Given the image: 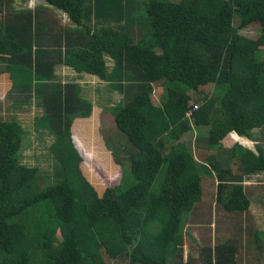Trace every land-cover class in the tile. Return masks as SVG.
<instances>
[{
	"label": "trees",
	"instance_id": "trees-1",
	"mask_svg": "<svg viewBox=\"0 0 264 264\" xmlns=\"http://www.w3.org/2000/svg\"><path fill=\"white\" fill-rule=\"evenodd\" d=\"M41 1L49 16L65 15L76 28L49 26L48 15L0 0V93L13 98L14 110L41 99L56 162L49 183L21 164L24 132L14 119L0 118V264H106L103 252L126 254L131 264H193L192 256L184 260L183 227L202 201V178L216 176L215 196L226 210L247 200L237 179L198 164L184 136L205 129L208 147L233 159L241 174L264 171L260 146L256 153L237 142L221 150L226 137L250 138L264 125V0H148L137 40L86 27L87 0ZM250 26L260 30L256 38L241 33ZM106 58L127 83L124 102L110 109L132 147L118 152L104 150L89 129L81 143L72 136V121L89 116L92 106L78 83L60 85L55 77L66 67L106 82ZM207 84L215 92L193 103L192 93ZM154 85L162 89L157 104ZM81 146L93 161L88 176ZM104 174L115 184L101 190ZM199 246L204 264H212L210 249ZM223 249L216 246V264Z\"/></svg>",
	"mask_w": 264,
	"mask_h": 264
},
{
	"label": "rangeland",
	"instance_id": "rangeland-1",
	"mask_svg": "<svg viewBox=\"0 0 264 264\" xmlns=\"http://www.w3.org/2000/svg\"><path fill=\"white\" fill-rule=\"evenodd\" d=\"M13 1L14 10L33 12V10H37V6H40L41 9L39 14H45L44 11L49 8L48 5H43L38 0ZM37 1L40 3H37ZM147 1L148 0H141V3L138 4L134 2V0H87V7L84 10V24L91 30H100L101 28L105 27L107 29L128 32L134 40H137L141 35L140 21L144 19V9L142 5ZM90 9L91 11L103 9L106 10V12L110 11L112 14H89ZM125 9L128 11L130 10V12L132 10L133 12L131 14H125ZM49 15L46 17V23L49 26L58 25V23H60L59 26L64 27L65 29L76 28L70 23L67 17L62 16L60 19V16H58L59 18H55V15ZM241 33L246 36L256 38L259 35L260 30L258 27L250 26L245 30H241ZM260 57L264 58V53L260 54ZM106 62L109 74V79L106 82L92 76L82 77V75H79L77 77H73L70 76V73H68L67 70L64 71L59 69L55 76L57 79L56 83L63 85L70 79L75 78V82L79 84L82 91L81 96L91 103L92 110L89 116L85 118H77L72 121V136H77V138L80 139V143L81 141H84L83 138L85 139L83 132L86 129H89V131H91L95 136L96 140L102 141V143L99 145H101L104 150V146H108L111 149L116 150L118 146L123 145L132 149L126 137L116 129L113 116L110 112V109H112L114 106L122 104L125 100L126 93L123 92V88L127 86V83L124 81L125 74L121 69H118L113 61L109 58H106ZM118 80H120L122 84H119ZM161 90L162 89L160 86L154 85L152 99L155 104L158 103V96L161 93ZM213 92H215V90L212 84L199 87V91L197 93H192V101L193 103L198 104L202 101L205 94H212ZM4 95V92H2V95L0 93V118L5 120L14 119L24 132L23 146L19 154L20 163L28 167L37 168L40 175L46 178L49 183L52 179V174L55 172L56 166V162L49 150L50 146L55 140V136L46 128L44 124V118L42 117L43 111L41 107L38 106L41 99H38L37 96L32 97V99L29 101V104L21 106L22 108L20 109L14 110L10 108L11 104L13 103V98H3ZM205 135V129H199L198 132L197 129L192 128V130H190L189 133L184 136V140L191 148L194 157L197 158L198 164H205L209 167V153L211 152L210 154L213 157H218L219 153L215 147H208L205 141ZM261 144L264 145V140L261 142ZM80 148L82 149V154L84 155L85 160L87 159L86 161H88L89 164L82 168L88 176L89 172L87 167H92L91 163H93V161L91 158L87 157L82 146ZM116 151L118 152V149ZM202 154L205 155L204 158H201ZM227 158L229 161L225 163L228 164L227 169L230 171V169L234 167L232 164L233 159H230L228 156ZM229 164L231 166H229ZM199 168L201 174H203V169L201 167ZM214 172V175L218 173V171ZM117 173L118 170L115 171V174ZM102 179L103 180H101V182L104 183L101 185V190L106 186L115 184V181L106 182L105 174L102 176ZM200 185L202 187V201L196 205L193 213L188 217V224H184L185 226L183 227V231L186 235L182 237L183 245L185 243L190 244V242L193 245H199L198 242L200 238L202 239L203 234L205 235L209 231V216L211 214V209H209V187L214 185V178L210 179L209 176H204L200 181ZM216 203H218V201ZM214 205L215 203L213 202L210 208H212ZM217 209H219L218 206ZM187 234L192 236V239L189 240ZM184 249V260L187 262V249ZM103 255L106 260V264H131L129 257L126 254L118 255L116 258L108 257L105 252H103ZM197 262L198 261H194L195 264H198Z\"/></svg>",
	"mask_w": 264,
	"mask_h": 264
},
{
	"label": "crops",
	"instance_id": "crops-1",
	"mask_svg": "<svg viewBox=\"0 0 264 264\" xmlns=\"http://www.w3.org/2000/svg\"><path fill=\"white\" fill-rule=\"evenodd\" d=\"M38 1L44 5L41 0ZM38 1L37 3H40ZM37 8L41 7L37 6ZM34 11L35 10H33V12ZM36 12L39 14L40 10H36ZM44 13L46 15L52 14V12L48 10H45ZM89 14L112 13L110 11L106 12V10L103 9L94 11H91L90 9ZM62 16L63 15L60 16V19ZM49 32L50 30L48 33ZM59 69L64 71L67 70V72L70 73V76L73 77H77L79 75H82V77L92 76L84 73L77 74L72 69L66 67H61ZM70 80L75 81V78ZM263 140L264 125L261 128L253 129L252 137L250 138L245 136H237L235 139L230 136L226 137L224 139L225 146L223 145L224 147L221 150L229 148L235 142H237L243 147L248 148L256 153L259 148L258 146L262 147L264 150V145L261 144ZM210 153L209 167L212 169L214 168V171H218V175L221 174L228 180L237 179L236 184L240 185L241 191L246 197L247 204L244 206V208L231 211L226 210L220 202L216 203L217 199L215 192L217 190L218 180L215 178L216 176L210 177V179L214 178V187H209V209H211V214L209 216V231L205 235L203 234L202 239L200 238L198 243L202 248L210 249L209 253H211V256L213 257L212 264H216L213 253L216 249V246L218 245H221L223 248H225V250L223 249V252H227V254L223 255L222 257V264H264V171H256L255 173L251 174H241V171L237 170V164H235L233 161L232 164L234 167L229 171L227 169L228 164L225 163L229 161L227 157L220 156L219 154L218 157H213ZM229 166L231 165L229 164ZM229 191L230 187L226 186L224 192H222L223 201L226 198L225 195H227ZM213 202L215 205L210 208ZM217 206L219 209H217ZM182 246L183 248L187 249V256H192L193 264H195L194 261H198V264H204V261L202 260L203 254L198 252V249L195 248V245L191 244L190 242V244L185 243Z\"/></svg>",
	"mask_w": 264,
	"mask_h": 264
},
{
	"label": "clouds",
	"instance_id": "clouds-1",
	"mask_svg": "<svg viewBox=\"0 0 264 264\" xmlns=\"http://www.w3.org/2000/svg\"><path fill=\"white\" fill-rule=\"evenodd\" d=\"M64 17H66L65 15H63Z\"/></svg>",
	"mask_w": 264,
	"mask_h": 264
}]
</instances>
